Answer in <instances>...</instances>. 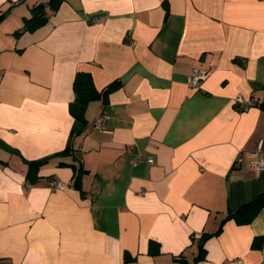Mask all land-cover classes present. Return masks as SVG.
I'll list each match as a JSON object with an SVG mask.
<instances>
[{"label": "crops", "instance_id": "0c3cea01", "mask_svg": "<svg viewBox=\"0 0 264 264\" xmlns=\"http://www.w3.org/2000/svg\"><path fill=\"white\" fill-rule=\"evenodd\" d=\"M61 1L16 34L47 0H0V264H264V208L215 235L264 193V111L235 104L264 98V0ZM78 72L106 92L71 139Z\"/></svg>", "mask_w": 264, "mask_h": 264}, {"label": "trees", "instance_id": "16d2710c", "mask_svg": "<svg viewBox=\"0 0 264 264\" xmlns=\"http://www.w3.org/2000/svg\"><path fill=\"white\" fill-rule=\"evenodd\" d=\"M61 0H47V3H40L33 6L30 9V15L27 18L23 19V28L18 31L16 34L24 33V32H33L38 28L42 27L46 24L50 14L57 11L59 5L61 4ZM6 14V13H5ZM5 14L0 16V22L4 18ZM113 85L109 86L107 90H110ZM73 91L75 93L74 101L69 105V113L73 118V128L71 133V139L73 136L80 135L84 132L87 127V121L85 119V111L86 107L90 102H93L100 98L102 93L106 92H98L93 84L91 76L88 73L78 72L75 76L73 81ZM251 107H259L261 110L264 111V98L260 103L251 102ZM70 141L67 148L59 153V155H66L70 150ZM48 159H44L37 162H30L28 163V172H27V179L36 178L37 170L45 165L48 162ZM81 169L74 172V176L71 181L72 187L77 190L81 191ZM264 208V193L260 194L258 197L253 199L252 201L242 205L237 211L232 214H229L221 223L220 227L218 228V234L222 230V225L230 220L233 219L239 225H247L250 224L251 221L258 215V213ZM211 235H204L197 241L199 245V249H202L201 242ZM262 243L261 238H255L252 243V247L259 248ZM201 255L196 257L195 260L200 259Z\"/></svg>", "mask_w": 264, "mask_h": 264}, {"label": "built area", "instance_id": "2783aa9c", "mask_svg": "<svg viewBox=\"0 0 264 264\" xmlns=\"http://www.w3.org/2000/svg\"><path fill=\"white\" fill-rule=\"evenodd\" d=\"M207 75H208V72L206 71L192 69L189 80H188L189 87L192 89H198L200 87V83L206 79ZM235 104L239 105V110L241 111H246L252 106L251 102L245 103L240 98L235 99ZM93 128L102 129L103 122L101 120H98L97 122H95ZM135 162H140V159L137 158ZM145 162L148 166H150L153 163V159L149 157L146 159ZM251 165L253 166L256 172L264 171V158L260 157V149H258L252 155ZM51 188L54 190H63L64 185L59 181H54L51 183Z\"/></svg>", "mask_w": 264, "mask_h": 264}]
</instances>
